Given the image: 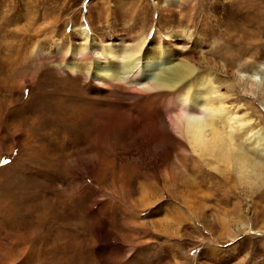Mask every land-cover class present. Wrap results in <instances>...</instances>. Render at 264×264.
I'll return each mask as SVG.
<instances>
[{"label": "rangeland", "instance_id": "obj_1", "mask_svg": "<svg viewBox=\"0 0 264 264\" xmlns=\"http://www.w3.org/2000/svg\"><path fill=\"white\" fill-rule=\"evenodd\" d=\"M175 2L0 0V264H264L261 187L198 163L185 172L192 154L165 128L167 98L157 134L134 113L130 82L89 91L56 66L55 42H81L83 20L96 39L186 26L206 40L208 66H259L264 82V0ZM258 89L246 102L264 127ZM213 182L229 186L221 202Z\"/></svg>", "mask_w": 264, "mask_h": 264}, {"label": "bare ground", "instance_id": "obj_2", "mask_svg": "<svg viewBox=\"0 0 264 264\" xmlns=\"http://www.w3.org/2000/svg\"><path fill=\"white\" fill-rule=\"evenodd\" d=\"M175 1L164 0V4L170 6ZM74 31L82 37L81 42L66 46L55 42L63 54L55 63L65 72L80 76V88L92 91L100 84L130 82L141 92L134 96V113L149 120L157 134L168 128L192 154V164H181L185 172L193 171L198 163L208 175L231 179L239 190L261 187L264 191V164L259 160L264 153V127L249 112L246 102L247 93L254 95L258 88L264 93V82L256 79L259 66L245 69L240 63L229 65L225 58L208 66L203 53L207 42L196 36L192 27L173 26L165 34L155 28L150 35L139 32L96 39L83 20ZM36 44H32L34 55L39 52ZM246 54L245 47L238 52L239 56ZM159 98H167L170 123L165 121V128H160L163 116L156 105ZM67 104L68 112L86 116L80 106ZM213 184L217 187L210 193L211 199L223 201L217 191L223 189L227 196L229 186L224 183L223 187V182L217 185L219 181Z\"/></svg>", "mask_w": 264, "mask_h": 264}]
</instances>
